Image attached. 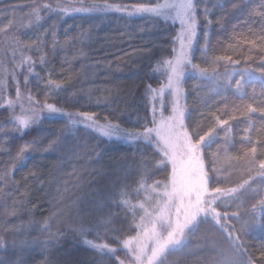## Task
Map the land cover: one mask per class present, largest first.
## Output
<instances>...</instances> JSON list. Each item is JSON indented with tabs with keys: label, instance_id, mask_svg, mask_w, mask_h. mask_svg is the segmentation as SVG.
<instances>
[{
	"label": "snow or ice",
	"instance_id": "obj_1",
	"mask_svg": "<svg viewBox=\"0 0 264 264\" xmlns=\"http://www.w3.org/2000/svg\"><path fill=\"white\" fill-rule=\"evenodd\" d=\"M245 2L232 0L229 9L223 0H31L19 18L18 6L0 8V15L12 13L7 24L0 26V109L8 113V123L0 124V154H9V162L0 164V217L7 218H0V264H26L24 253L32 251L40 253L41 264H55L52 250L65 235L61 224L67 227L68 234L97 251L101 259L115 260L116 264H168V257L183 252L203 225H210L223 237L229 254L225 255L215 239L202 235L200 238L208 241L209 250L197 255L194 264H264V241L253 249L246 239L250 227L264 232V94L257 99L255 87L259 84L264 89V0H259L257 6L249 4L248 19L243 21L246 35L237 31L238 25L232 26L233 40L241 36L240 44L249 47L238 50L228 43L227 48L234 51L209 55L214 29L225 30L229 12L241 9ZM74 14L93 21L107 19L110 14H120L128 20L140 18L148 27L141 24L138 31L157 30L162 38L171 39V54L161 52L151 66L152 73L159 74L160 85L146 84L142 102L145 114L143 117L137 114V120L142 121L137 127H123L118 119L122 114L119 109H113L117 115L109 119L95 110H70L49 102L59 97L73 104L84 100L87 105L109 108L121 96L118 87L95 90L94 66L81 63L79 71L73 70L75 61L89 58L87 47L93 40V29L98 27L90 23L75 35L69 34L65 27L61 39V24ZM252 18L258 20L251 23ZM169 27L173 29L171 35ZM127 35L131 37V33ZM150 43V47L135 51L151 53L154 48L163 47L155 39L150 38ZM197 52L200 62H196ZM255 53L259 54L258 68L248 66ZM233 55L243 58L246 66L242 72L230 67L242 62L240 58L233 59ZM57 56L62 57L65 74L53 78L49 57ZM86 67H91V71H85ZM105 67L111 72L110 64ZM189 79L210 81L213 85L204 95L197 92L201 109H208L207 113L203 110L199 113L209 121L202 132V121L191 128L186 122L190 118L185 87ZM9 80L14 98L9 92ZM75 80L80 84L74 85ZM30 85L42 92V99L33 94ZM248 88L252 90L251 96ZM228 90H232L236 100L213 110L217 96L227 101ZM44 119L61 121L62 132L47 138L36 136L12 154L10 134L22 138ZM237 120L244 124L240 131L245 147L234 153L232 122ZM80 131L96 133L105 143L122 141L150 150V155H141L135 188L114 182L106 197L90 207L83 206L79 198L67 201L69 188L65 177H73L76 180L73 186L79 187L90 160L100 157L102 151L99 145L80 144L77 137ZM33 153L47 154L55 162L44 171L37 169L17 180L16 172ZM73 161L81 162L80 172ZM69 164L73 168L71 173L66 171ZM234 171L246 175L229 186L228 177ZM161 174L163 180L154 179ZM21 181L23 190L19 187ZM33 183L49 205L48 215L39 220L34 214L36 205L30 199ZM242 192L257 195L250 208L244 207ZM105 203L122 207L125 217H130L131 231L119 240L127 261L117 254L116 247L88 239L92 228L80 220L81 213L90 216ZM242 213H251L250 219H244ZM11 218L16 221L11 222ZM100 223L110 225L111 214L101 218ZM9 233L10 243L6 239ZM201 247L199 243L196 245L198 249Z\"/></svg>",
	"mask_w": 264,
	"mask_h": 264
},
{
	"label": "trees",
	"instance_id": "obj_2",
	"mask_svg": "<svg viewBox=\"0 0 264 264\" xmlns=\"http://www.w3.org/2000/svg\"><path fill=\"white\" fill-rule=\"evenodd\" d=\"M225 7L230 9L232 0H223ZM31 3V0H3L0 4V8L7 9L9 6H18L16 13L19 18L24 11L27 10ZM249 4L257 6L259 0H246L241 9L232 10L228 14L229 24L225 30L214 29L211 43L209 47V55L228 54L234 51V49H228L227 44L232 43L235 49L246 50L248 45L240 44L241 36H237L235 40L232 38V26L238 25L237 31L241 35L247 34V26L243 23L245 19H248L247 9ZM218 12V10H217ZM12 18L11 12H6L5 15H0V26L7 24L8 20ZM258 18H252L251 23H255ZM90 23H96L97 28L93 29V40L87 47L89 52V58L86 61H75L73 63V70L79 71L80 64L84 63L89 66H94L97 69V75L95 79V90L99 92L101 89L108 87H118L121 91V96L116 98L111 107L105 108L103 105L97 107L95 104L87 105L84 100H81L78 104L71 102H65L63 98L55 97L49 102L56 103L58 106L69 108L70 110H95L100 113L101 116L108 115L109 119H113L117 113L113 112V109H119L122 114L118 115L119 122L123 127L135 128L141 124L142 121L137 120V114L141 117L144 116L143 99L146 84H152L153 87L160 85L159 74H153L151 66L157 59L160 58V53L170 55V45L172 41L170 38H162L161 33L157 30L145 31L141 33L138 31V27L143 24L146 28L148 24L140 19L134 18L128 20L126 17H122L120 14H110L109 18L104 20H90L81 14H74L67 17L66 22L61 24V39H63V29L68 28L69 34L75 35L80 29H87ZM70 26V27H69ZM169 34L173 33V29L169 27ZM131 33V37L127 35ZM150 38L155 39L156 43L163 47L154 48L151 53L135 51L138 48L150 47ZM258 53L254 54L253 61L248 62V66L258 68L260 67L259 59L256 57ZM119 57V59H118ZM241 59V64L230 67H235L238 72H242L246 66L242 57L233 55V59ZM51 60V69L53 71V78H59L62 73L61 56H57L55 59L49 57ZM99 61L100 63H97ZM196 62L199 60V52H197ZM224 62H221L223 65ZM106 64L111 65V72L105 67ZM11 67V65H9ZM67 67V66H64ZM39 70V65H37ZM85 71L90 72L91 67H86ZM220 72H224V67L220 68ZM41 75H44L41 72ZM107 76V78H105ZM234 76L233 79H237ZM74 85H79L80 81H73ZM199 87H195V85ZM23 79L21 78V90H24ZM33 94L42 99V92H37V89L30 85ZM185 87L187 89V104L188 115L187 123L191 128L197 121H202L203 126L200 131H204L208 126V119L202 118L199 113L203 110L207 113L208 109H201L198 104L197 92L201 95L208 93L213 87L210 81H193L187 80ZM256 97L259 99L264 94L259 84L256 86ZM9 92L12 98L15 97L14 88L12 87L11 80H9ZM248 95H252L251 88L247 89ZM227 101L217 96L215 102L212 105L214 110L217 106L236 100V96L232 90L225 92ZM238 102V101H237ZM168 113L165 112V115ZM45 115H47L45 113ZM8 123V113L5 109H0V124L6 125ZM233 135L235 136L234 147L231 149L234 153L239 152L245 144L241 141V131L244 127L242 121H233ZM63 130V124L59 120L49 121L44 119L40 125L35 126L30 132L26 133L24 137L20 138L16 134L11 133L13 139L9 142L11 144L12 154L15 153L18 147H20L25 141H29L36 136H43L45 138L49 136L59 135ZM217 131L222 133L221 129ZM78 142L80 144L99 145L102 149L100 157H93L89 162V168L80 177L79 187H74L76 180L71 176H66L68 181L69 191L66 193V199L68 202L79 198L83 202V206L90 207L95 205L100 200L106 197V194L111 191L110 185L112 183L127 184L129 188H135L136 182L140 177V162L142 153H148L150 150L143 145H133L124 143L122 141L107 142L103 137L98 136L96 133H87L80 131L77 133ZM222 141H218L220 143ZM212 151H215V145ZM90 155V153H89ZM9 162V154H0V164H7ZM55 162L54 158L43 153H33L30 159L26 162V165L16 172V179L20 180L21 176H27L29 172L40 169L44 171L47 167H50ZM77 172H80V161H73ZM151 163V161H149ZM19 167V166H18ZM66 171L71 173L73 171L72 165H66ZM246 173L239 171L232 172L228 177L227 185L234 186L240 182ZM154 179L163 180V174L155 176ZM32 178L29 176V181ZM256 182L253 181V184ZM19 187L21 190L24 188L23 181H21ZM241 201L244 207L250 208L251 204L258 198L256 194L250 192L240 193ZM33 204L36 205L34 209L35 218L37 220L48 215L49 205L47 198L41 193L40 189L33 183L32 193L30 197ZM111 214V224L105 226L100 223L101 218ZM244 219H250L251 213L244 215ZM7 219L6 217H0ZM25 220L27 216L25 215ZM73 222L76 221V213H72ZM80 220L88 224L92 231L88 233V239L93 240L94 243H108L109 245L116 247L121 259H126L124 250L119 244V240L126 237L130 229V217H125V212L122 207H118L115 204L105 203L103 208L94 212L92 215H86L81 213ZM16 218H11V222H15ZM60 227L64 230L65 235L61 238L60 244L52 250V257L55 264H116L115 260L101 259L100 254L94 251L90 247L83 244V242L74 235L68 234V229L64 224ZM250 234L246 237L249 246L253 249L259 247L260 243L264 241V232L261 230L250 227ZM204 235L210 239H215L218 245L225 250V255H228V244L223 237L216 232L210 225H203L197 236L192 237L187 248L183 252L173 253L168 257V264H194L196 256L202 255L207 252L208 241L202 240L200 237ZM8 242H11L12 234L9 233L6 236ZM202 245L201 248H196L197 244ZM24 260L26 264H41L40 253L37 251L25 252Z\"/></svg>",
	"mask_w": 264,
	"mask_h": 264
}]
</instances>
